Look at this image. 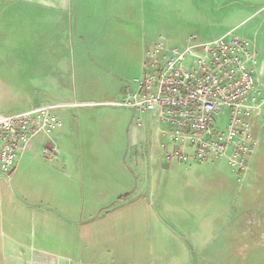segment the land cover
I'll return each mask as SVG.
<instances>
[{
    "label": "crops",
    "instance_id": "obj_1",
    "mask_svg": "<svg viewBox=\"0 0 264 264\" xmlns=\"http://www.w3.org/2000/svg\"><path fill=\"white\" fill-rule=\"evenodd\" d=\"M229 32L252 44L264 88V0H0V118L52 106L63 122L50 141H30L11 174L15 187L0 181L31 216L13 235L4 233L1 264H101L88 253L101 229L92 220L129 210L149 194L150 182L138 178L146 166L125 160L148 139L150 162L162 166L171 150L155 113L156 130L145 133L135 116L148 112L115 103L142 77L145 53L159 36L183 48L191 36L210 42ZM263 123L253 121L255 172L247 177L259 170ZM42 145L55 157H41ZM226 165L169 163L166 170L185 172L181 191L194 184L225 189ZM46 243L48 258L41 254Z\"/></svg>",
    "mask_w": 264,
    "mask_h": 264
},
{
    "label": "built area",
    "instance_id": "obj_2",
    "mask_svg": "<svg viewBox=\"0 0 264 264\" xmlns=\"http://www.w3.org/2000/svg\"><path fill=\"white\" fill-rule=\"evenodd\" d=\"M257 65L252 44L232 32L210 42L191 36L181 49L168 48L159 36L145 53L136 89L115 105L156 114L171 146L167 163L224 161L242 184L257 147L253 121L264 119ZM61 125L52 106L0 118V181L10 182L31 140L50 137ZM43 153L47 158L56 155L54 149Z\"/></svg>",
    "mask_w": 264,
    "mask_h": 264
},
{
    "label": "rangeland",
    "instance_id": "obj_3",
    "mask_svg": "<svg viewBox=\"0 0 264 264\" xmlns=\"http://www.w3.org/2000/svg\"><path fill=\"white\" fill-rule=\"evenodd\" d=\"M165 42L168 48L181 49L174 37H166ZM130 84L136 89L135 83ZM154 115L153 112H148L147 117L136 114L135 121H140L145 133L148 128L156 130ZM131 117L132 114L127 116L129 121ZM51 137L40 135L33 143L48 142ZM259 141L258 176L251 175L238 184L226 165L222 174L227 179V188L213 186L207 190L194 184L195 190L181 191L180 179L183 180L185 172L167 171L169 163L164 157L162 166L160 160L150 162L146 148L149 139L146 140L138 153L128 156L125 162L146 166L144 173L140 175L137 171V174L140 183L143 175L146 183L150 182L149 194L145 199L140 197L142 202L133 204L129 210L92 220L101 229L96 240L98 246L89 255H96L101 264H264V131ZM45 145L39 148L41 157H44ZM122 162L124 158L120 156ZM251 169L250 173L254 174V166ZM10 183L15 187L13 176ZM18 199V195H12L9 184L6 189L0 188V264L7 241L5 234L13 235L17 226L31 218L22 213ZM43 248L42 256L53 255L48 243ZM59 264H70V261L59 258Z\"/></svg>",
    "mask_w": 264,
    "mask_h": 264
}]
</instances>
